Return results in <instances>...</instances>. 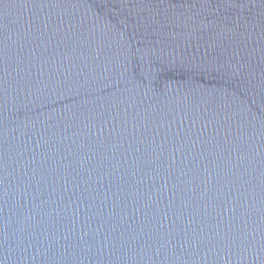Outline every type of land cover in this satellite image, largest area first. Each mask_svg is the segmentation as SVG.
<instances>
[{"label":"water","instance_id":"95a60500","mask_svg":"<svg viewBox=\"0 0 264 264\" xmlns=\"http://www.w3.org/2000/svg\"><path fill=\"white\" fill-rule=\"evenodd\" d=\"M0 264H264V113L141 0H0Z\"/></svg>","mask_w":264,"mask_h":264}]
</instances>
